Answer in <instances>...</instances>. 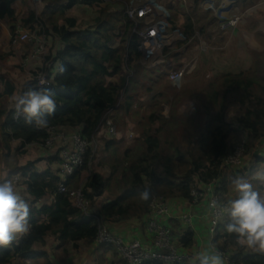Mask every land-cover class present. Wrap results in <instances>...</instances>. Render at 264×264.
<instances>
[{
	"label": "trees",
	"instance_id": "1",
	"mask_svg": "<svg viewBox=\"0 0 264 264\" xmlns=\"http://www.w3.org/2000/svg\"><path fill=\"white\" fill-rule=\"evenodd\" d=\"M18 1L0 0V20L15 19L13 6ZM200 1L195 0L196 7H199ZM248 1L253 6L251 0H239V3L242 6ZM44 2V13L39 16L34 10L29 11L23 23L30 28L39 26L44 34L54 35L63 44L55 57L52 55L47 59L56 68L54 76L49 71L50 85L44 87L53 93L57 107L47 117L49 123L44 129L27 125L23 118L16 120L15 109L0 111V121L3 120L1 144L7 151L11 150L13 141L21 143L18 151L33 144L42 145L50 128L80 129L82 136L91 144L102 126L106 127L108 115L114 113L113 117L118 119L122 111L130 114L139 96L137 91L141 80L138 73L143 69L140 51L143 40L139 32L145 27L143 24L136 25L130 20L125 14L126 8L114 10L100 7L103 0ZM78 3L99 9L92 28L78 30L77 21L67 17L66 13ZM202 13L204 24L195 27L189 17L184 34L190 38L195 30H199L208 41L221 40L220 27L221 33L217 38H213L215 32H211V27L215 29L220 20L211 10ZM247 23L249 29L255 28L253 21ZM172 25L175 26V23ZM114 40H120V47L110 46ZM234 63L228 64L229 69L222 70L220 79L213 81L206 89L190 88L177 93L171 87L169 94L162 93L159 99L153 97L140 122L139 137L132 147L125 150L122 158L117 156L120 147L117 141H105V152L109 154L103 166L109 168V175L91 170L94 156L89 148L81 169L67 179L69 190L82 188L91 207H95L96 201L103 198L98 215L104 217L106 223L147 216L155 198L183 199L192 203V193L199 189L198 185L205 187L214 182L225 190L223 166L235 149L230 143L234 130L228 115L235 105H239L241 112L236 121L242 130L249 133L254 141L264 139V51L258 52L246 69L237 68ZM164 67L169 71L172 65L165 64ZM116 76L120 77L117 83L108 82ZM1 82L5 90L0 93V104L16 92L11 80L1 77ZM30 88L39 87L33 83L23 89L22 94ZM123 95L126 100L122 104L120 99ZM187 98L190 102L187 107L191 106L192 111L180 114V106L188 101ZM164 106L170 109L168 117L163 115ZM36 164L30 163L19 170L26 179L27 192L33 199L31 205L50 195L54 197V202L40 208L31 206L30 232L18 243L0 248V264H13L19 258H37L38 255L33 254L34 248L45 245L51 235L58 237L64 249L71 244L77 249L82 241L90 244L96 241L97 222L75 207L68 194L58 192L61 181L59 174L49 170L38 173ZM17 173L14 170L10 178ZM145 190L150 192L147 201L141 199V193ZM221 192L218 189V193ZM193 240L194 233L187 231L179 247L189 249L193 246ZM221 240H224L223 244L219 243ZM214 245L220 251H225L229 245L235 246V264H264V252L247 253L245 248L236 244L234 235L226 233L220 224L216 228Z\"/></svg>",
	"mask_w": 264,
	"mask_h": 264
},
{
	"label": "rangeland",
	"instance_id": "2",
	"mask_svg": "<svg viewBox=\"0 0 264 264\" xmlns=\"http://www.w3.org/2000/svg\"><path fill=\"white\" fill-rule=\"evenodd\" d=\"M124 1L111 0V3L102 4L100 7L129 8L133 4L139 5L141 2L145 3L143 2L145 0ZM150 1H154L158 11L157 21L164 24L163 41L167 46L161 54L155 53L154 57H151V55L148 54V57L141 61L143 69L138 73V77L141 80L137 91L139 96L130 114H125V112L122 111V113H120V118L118 119L113 117L114 113L108 115L107 119L116 127L117 135L115 137L110 136L107 126H102L99 135L91 143L90 149H92L94 156L91 170L97 173L104 175H109L110 173L109 168L103 166V162L109 154L105 152V141L109 139L117 141L118 145H120L119 154L117 156H120L121 158L125 150L134 145L136 138H138L141 133L140 122L145 116L147 105L153 100V97L159 99V96H161L162 93L169 94L172 88L176 89L177 93H182L190 88L194 90L206 89L213 81L220 79L219 76H217V71L221 65L217 64V62L214 61L215 59H219L223 64L220 71L226 70L227 68L229 69L228 64L232 61H235L234 66L237 68L246 69L250 66L251 60L253 62L257 53L264 51V0H251L250 2L253 3V6H250L249 1L245 4L243 3L241 6L239 0H237V2H232V4H227L226 2L225 4H222L223 0H201L199 7H196L195 0ZM224 5H227L226 7H231L232 9L235 8L234 6H239V10H236L233 13L235 17H232L241 20L238 25L240 32L235 39H237V42L241 40L246 44V47L244 46L245 50L243 51H240L237 43H232L235 39L229 37L228 32L222 31V39H215V41H208L205 39L200 34L199 30H195L194 35L190 38H187L184 34V27L189 17L192 19L194 26L198 27L200 24H204V13H202V11L211 10L214 12V16L218 17L219 11ZM256 5H259V8L254 10L253 7ZM13 7L15 10V19H5L0 21V89L4 90L3 83L1 82V77H3L7 80H11L18 89L16 94L21 95L20 93L23 92V89L33 83L36 84V77L38 75H48L52 63L48 62L47 59L52 57V52L56 46L54 35H48L47 33L44 34L39 26L30 28L23 23V20L26 18L29 11L34 10L39 16L44 13L46 9V3L44 0L38 5L31 0H20L16 2ZM98 10L97 7L90 8L78 3L74 8L69 10L66 15L68 18L77 21L78 30H85L94 26L95 18L99 12ZM219 17L221 18L222 16ZM249 20L255 23V28H248L247 22ZM172 23H175V26H173ZM220 23L217 24V27L213 30L211 27V32H215L213 33V38H217L219 33H221L219 32V27L221 28ZM22 33H29L31 38L36 37L39 40L43 37L45 38V41L43 42V53L41 56L32 59L30 63H26V59L31 54L34 44L30 41H20L15 43V39L21 36ZM230 40H232V42ZM210 42L215 44L211 45ZM120 45V40H114L110 43V46L114 48L120 47ZM212 46L219 51L212 52L214 56L209 58L211 48L214 49ZM203 49L205 51H202ZM199 51L200 54H198ZM218 53L221 54L222 58L216 56ZM206 55L208 56L206 57ZM195 56L198 57H196V63L200 60L196 68H194L193 60ZM165 64L172 65V68H170L169 71L166 70L164 67ZM151 71L154 72L151 73ZM181 71H183V76L180 80L176 82L169 80V75H171V73ZM166 72L168 74H165ZM152 75L156 76V78L154 79ZM119 79L120 77L116 76L109 79L108 82L117 83ZM149 88L151 89L150 92L147 91ZM14 97L13 99L15 100L11 102H9L10 98L3 100L0 104V111L7 109L9 112L13 110L15 107V101L19 96ZM188 99L189 98L186 100ZM125 100L126 97L123 95L120 99V103L123 104ZM188 102L189 100L186 103L181 104L180 114L192 111L191 106L187 107V105H190V102ZM163 108V115L168 117L170 110L169 107L164 106ZM240 114L239 105H235L228 115V120L232 122L234 130L230 135V143L235 146V149L244 141L246 142V145L244 146L241 158L242 162L239 166L233 167L229 166L226 162L224 163L223 173L226 178V189L224 188L225 190H223V186H220L218 189L222 191L221 194L219 193L221 201L225 202L228 199L233 198L235 195L230 186L233 178L237 176L251 178L257 171L264 172V142H262L264 139L254 141L249 133L242 130L236 121L240 117ZM11 152L12 153L9 157L13 160V157L16 154L15 149ZM17 153L18 155H16V158L21 155V151H17ZM5 155L6 153H4V155L0 154V166L4 164ZM9 165L13 167L16 166L14 163H9ZM252 183L257 190L264 192V182L253 179ZM102 202L103 201H101V203ZM98 203L100 204L99 200L96 201V204ZM89 210L92 211L96 209L95 207L91 208L90 206ZM68 247H70V245H68ZM245 250L247 253L255 252L250 249ZM112 251L113 253H117L115 256L120 258L116 249L113 248ZM228 254L230 253L228 252ZM64 257L66 258V256Z\"/></svg>",
	"mask_w": 264,
	"mask_h": 264
},
{
	"label": "built area",
	"instance_id": "3",
	"mask_svg": "<svg viewBox=\"0 0 264 264\" xmlns=\"http://www.w3.org/2000/svg\"><path fill=\"white\" fill-rule=\"evenodd\" d=\"M35 4H40L43 0H32ZM111 3V0H103V4ZM125 14L128 18L136 23V25L143 24L145 27L139 32L142 38L141 53L143 59L154 57L155 53L161 54L166 48L163 41L164 24L158 19V11L154 1L147 0L141 5H132L125 9ZM239 18H233L221 23V30L229 31L237 28L239 25ZM136 31V30H135ZM20 41H30L34 44L31 54L26 59V63H30L32 59L41 56L43 53V42L36 37L31 38L29 33H22L21 36L15 39V43ZM202 51H205L204 49ZM183 76V71L174 72L170 75L169 80L176 82ZM37 85L39 88H44L50 85L49 75H38ZM15 119L18 120L22 117L15 114ZM105 125L109 128L110 136H116L117 130L114 125L105 119ZM90 143L82 136L80 132L74 134H67L58 128L47 129V138L42 143V146L49 150H57L59 152V176L61 181L58 185V192L68 194L75 207L85 213L89 219H94L98 225V235L95 243L100 246H112L119 253L120 257L129 264H146L150 262H159L163 264H197L194 257L199 252H184L176 243L175 234L172 229L157 221V217L169 215V207L164 198H155L151 204L152 219L147 224V232L152 238L151 245H144L140 241H133L126 243L124 240L115 237L108 229L104 217L98 214H92L89 210L90 203L85 199L82 189L69 190L66 186L67 179L73 176L78 170L81 169L84 163L85 155L90 148ZM246 142L241 143L233 153H231L225 162L229 166H239L242 162V154ZM218 185V186H217ZM219 184H209L204 189H197L192 193L193 204H198L208 198L209 211L214 219L215 209L210 207L212 201H221L220 194L218 193ZM184 221L190 223L189 218H183ZM219 224L213 223L212 233H216V228ZM220 251V250H219ZM225 260V264H235L232 255L226 251H221ZM256 252V251H255Z\"/></svg>",
	"mask_w": 264,
	"mask_h": 264
},
{
	"label": "crops",
	"instance_id": "4",
	"mask_svg": "<svg viewBox=\"0 0 264 264\" xmlns=\"http://www.w3.org/2000/svg\"><path fill=\"white\" fill-rule=\"evenodd\" d=\"M147 0L143 1L146 2ZM212 1V0H210ZM225 2L231 3L237 2V0H223L222 4H225ZM142 2L139 4L141 5ZM15 5V4H14ZM134 5V4H133ZM227 6V5H226ZM225 5L222 6V8L219 11V16H222L221 18L218 16L217 18L222 22V24L225 21H228L230 19H233L232 16L233 13L237 10H239V6H234L235 10L231 7H226ZM14 8V7H13ZM259 5L254 6L253 9H258ZM114 10H121L122 7H114ZM254 12V11H253ZM216 14V13H215ZM235 17V16H234ZM230 18V19H229ZM5 20V19H4ZM2 21V20H0ZM241 21V20H240ZM221 24V23H220ZM240 28L237 26L235 29H231L229 31H224L229 33V37H233L234 39L238 37V34L240 32ZM223 31V30H222ZM55 46L56 48L53 50L52 55L55 57V54L62 50L63 44L59 42V40L55 37ZM240 40V39H239ZM232 42V40H230ZM237 43L239 46L240 51L245 50L246 44L243 43L241 40L237 42V39L233 40V44ZM215 43L211 44L214 45ZM245 46V47H244ZM58 47V48H57ZM213 47V46H212ZM114 48V47H113ZM117 48V47H116ZM214 48V47H213ZM211 53L209 54V58L211 56H214L213 53L215 51H219L217 48L212 49ZM213 52V53H212ZM200 54V51L198 52ZM199 56V55H197ZM195 56L193 58L194 60V68L197 67L199 61L196 63V59L198 58ZM208 55H206L207 57ZM216 56L221 57V54L218 53ZM197 57V58H196ZM205 57V56H204ZM203 57V58H204ZM32 61V60H31ZM214 61L217 62V64H220L221 66L218 68L217 75L220 77L222 76V71L220 69L222 68V62H220L219 59H215ZM55 65L51 66L50 72L55 74ZM52 78V77H51ZM14 84V83H13ZM16 87V86H15ZM4 88V87H3ZM5 90V89H4ZM3 89H0V93L4 92ZM18 91L16 87L15 94L10 98V101H13L14 96H21L19 94H16ZM22 94V92L20 93ZM15 98V97H14ZM6 99V98H5ZM4 99V100H5ZM15 109V107H14ZM3 120L0 121V154L5 155L4 164L0 166V181L10 178L13 173L14 169L17 170V175L14 176V179H16L19 182V188L22 192V194H26L27 198L30 201V204L33 203L32 197L27 192V186L25 184L26 179L22 176L20 169L24 168L30 163L37 162L35 169L38 173H44L47 170L51 171L54 174H59L60 172V165L59 161H56L59 159V152L57 150L49 151L45 149L42 145L33 144L30 146H27L24 150L21 151V155H19L16 158V155H18L17 151L20 147L19 141H13L11 142V150L7 151L2 147V136H1V130H2ZM63 132L67 134H74L75 132H80V129H63ZM99 135V134H98ZM97 135V136H98ZM97 138V137H96ZM264 142V141H262ZM15 149L16 154L13 157V160L10 159L11 151ZM19 152V151H18ZM21 156V157H20ZM7 157V158H6ZM57 158V159H55ZM52 160H55L52 162ZM13 161V162H11ZM10 164H15L16 166H10ZM199 189H204L202 185H198ZM103 201L104 199H100V201ZM54 202V197L52 195L44 198L39 203H36L33 206L34 208H40L42 205H52ZM166 203L169 207V215L164 216H158L157 221L170 227L172 231L175 234L176 243L178 246L180 245L179 242L184 236V234L187 231H192L194 233V240H193V246L189 249H183L184 252H201L205 249H211L214 245V240L216 237V233H212L213 229V223H212V217L209 211L208 206V198L203 200L202 202L198 204L190 203L189 201L183 200V199H167ZM103 202L100 204H96L95 209L92 210V214H98V211L101 209ZM94 208V207H91ZM183 218H189L191 220L190 223L183 220ZM152 219L151 213L147 216L142 217H136V218H130L129 220L120 221V222H108L107 226L110 232L115 236L122 240H124L126 243H131L133 241H140L144 245H151L152 238L147 232V224ZM22 239V238H21ZM21 239H19L18 243ZM219 243H224V240H221ZM114 247H103L98 245L97 243H87L85 241L78 243V248L75 249L72 244L70 247H67L66 249L62 248L61 242H59L58 237L56 236H49L46 240V244L43 246H36L33 250V254H36L37 258H28V259H17L13 262V264H129L126 261H123L121 257L115 256L117 253H113L112 249ZM216 248V247H215ZM115 249V248H114ZM65 250H67L65 252ZM218 250V249H217ZM225 251H228L230 254L234 255L237 252V248L235 246H228ZM246 251V250H245ZM116 252V251H115ZM66 256V258L64 257Z\"/></svg>",
	"mask_w": 264,
	"mask_h": 264
},
{
	"label": "clouds",
	"instance_id": "5",
	"mask_svg": "<svg viewBox=\"0 0 264 264\" xmlns=\"http://www.w3.org/2000/svg\"><path fill=\"white\" fill-rule=\"evenodd\" d=\"M56 107L53 93L42 87L28 89L15 101L17 116L38 129L48 127L47 117ZM253 179L264 182V172L257 171L251 178H233L230 186L234 197L226 202L214 200L210 207L215 209L213 223L234 235L237 245L264 252V192L254 187ZM149 198V191L141 193L144 201ZM30 212V201L22 194L19 182L14 178L0 181V248L13 245L30 232ZM194 259L197 264H225L223 253L214 246L199 252Z\"/></svg>",
	"mask_w": 264,
	"mask_h": 264
}]
</instances>
